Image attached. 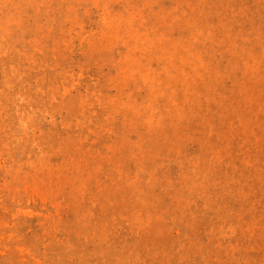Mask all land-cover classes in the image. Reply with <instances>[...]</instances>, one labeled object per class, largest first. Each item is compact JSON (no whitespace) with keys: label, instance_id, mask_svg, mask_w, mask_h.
<instances>
[{"label":"rangeland","instance_id":"rangeland-1","mask_svg":"<svg viewBox=\"0 0 264 264\" xmlns=\"http://www.w3.org/2000/svg\"><path fill=\"white\" fill-rule=\"evenodd\" d=\"M0 264H264V0H0Z\"/></svg>","mask_w":264,"mask_h":264}]
</instances>
